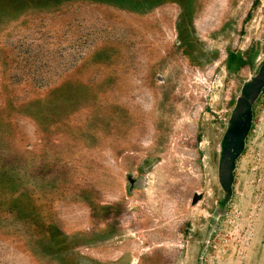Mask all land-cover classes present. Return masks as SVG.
I'll use <instances>...</instances> for the list:
<instances>
[{
	"label": "rangeland",
	"instance_id": "374dc122",
	"mask_svg": "<svg viewBox=\"0 0 264 264\" xmlns=\"http://www.w3.org/2000/svg\"><path fill=\"white\" fill-rule=\"evenodd\" d=\"M0 264H264V0H0Z\"/></svg>",
	"mask_w": 264,
	"mask_h": 264
},
{
	"label": "water",
	"instance_id": "95a60500",
	"mask_svg": "<svg viewBox=\"0 0 264 264\" xmlns=\"http://www.w3.org/2000/svg\"><path fill=\"white\" fill-rule=\"evenodd\" d=\"M251 91H253V93L256 92V91H257V87H254V86H253V87L251 88Z\"/></svg>",
	"mask_w": 264,
	"mask_h": 264
}]
</instances>
